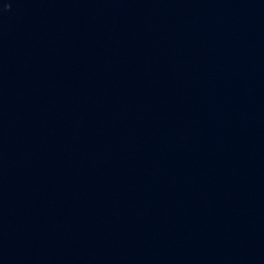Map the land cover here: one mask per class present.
<instances>
[{
	"label": "water",
	"instance_id": "obj_1",
	"mask_svg": "<svg viewBox=\"0 0 264 264\" xmlns=\"http://www.w3.org/2000/svg\"><path fill=\"white\" fill-rule=\"evenodd\" d=\"M0 264H264V0H0Z\"/></svg>",
	"mask_w": 264,
	"mask_h": 264
}]
</instances>
